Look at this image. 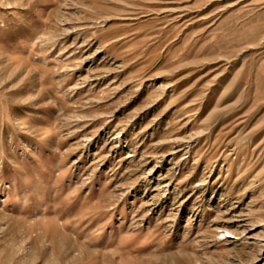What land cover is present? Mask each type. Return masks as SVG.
Masks as SVG:
<instances>
[{
    "label": "rangeland",
    "instance_id": "rangeland-1",
    "mask_svg": "<svg viewBox=\"0 0 264 264\" xmlns=\"http://www.w3.org/2000/svg\"><path fill=\"white\" fill-rule=\"evenodd\" d=\"M0 264H264V0H0Z\"/></svg>",
    "mask_w": 264,
    "mask_h": 264
},
{
    "label": "bare ground",
    "instance_id": "bare-ground-1",
    "mask_svg": "<svg viewBox=\"0 0 264 264\" xmlns=\"http://www.w3.org/2000/svg\"><path fill=\"white\" fill-rule=\"evenodd\" d=\"M228 236H230V235H228Z\"/></svg>",
    "mask_w": 264,
    "mask_h": 264
}]
</instances>
